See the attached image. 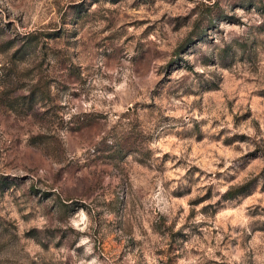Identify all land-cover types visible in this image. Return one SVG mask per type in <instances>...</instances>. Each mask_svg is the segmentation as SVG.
<instances>
[{
    "label": "rangeland",
    "instance_id": "1",
    "mask_svg": "<svg viewBox=\"0 0 264 264\" xmlns=\"http://www.w3.org/2000/svg\"><path fill=\"white\" fill-rule=\"evenodd\" d=\"M0 264H264V0H0Z\"/></svg>",
    "mask_w": 264,
    "mask_h": 264
},
{
    "label": "trees",
    "instance_id": "2",
    "mask_svg": "<svg viewBox=\"0 0 264 264\" xmlns=\"http://www.w3.org/2000/svg\"><path fill=\"white\" fill-rule=\"evenodd\" d=\"M39 37L40 36L38 34H34V33L25 34L24 35L25 44L32 45L36 43L37 41H39ZM245 189H246V186H239L237 188H233L231 190H228L225 196L227 197V199H234L241 193H244Z\"/></svg>",
    "mask_w": 264,
    "mask_h": 264
}]
</instances>
